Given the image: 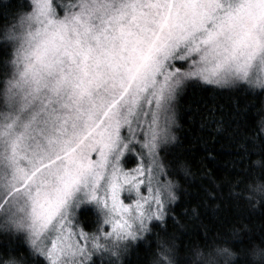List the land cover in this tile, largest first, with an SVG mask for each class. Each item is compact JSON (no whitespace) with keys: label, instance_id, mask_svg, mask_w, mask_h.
Segmentation results:
<instances>
[{"label":"rangeland","instance_id":"obj_1","mask_svg":"<svg viewBox=\"0 0 264 264\" xmlns=\"http://www.w3.org/2000/svg\"><path fill=\"white\" fill-rule=\"evenodd\" d=\"M37 1L19 54L16 114L5 125L12 180L17 191L29 186V242L47 264L118 258L174 199L157 159L180 89L174 63L206 83L264 87V0H122L66 19ZM109 10L117 15L96 18ZM106 29L117 41L110 58L91 43ZM44 93L55 117L21 122L28 98ZM87 206L99 218L92 232L78 222ZM6 215L19 219L12 207Z\"/></svg>","mask_w":264,"mask_h":264},{"label":"trees","instance_id":"obj_2","mask_svg":"<svg viewBox=\"0 0 264 264\" xmlns=\"http://www.w3.org/2000/svg\"><path fill=\"white\" fill-rule=\"evenodd\" d=\"M113 1L117 5L122 0H48L64 19L84 6L108 9L105 4ZM113 15L117 10L96 18ZM38 16L37 0H0V264H47L29 242V186L17 191L21 185L12 180L11 132L5 127L16 114L20 49ZM95 22L92 17L90 23ZM92 33V46L104 47L110 58L117 42L113 31ZM82 47L86 53L85 42ZM183 63H174L180 89L172 102V125L157 153L174 199L164 217L151 222L118 258L97 255L89 264H264V87L239 80L206 83ZM124 102L117 118L126 108ZM27 105L21 122L33 116L37 125L55 117L49 93L29 97ZM7 207L19 219L7 217ZM78 222L86 232L99 226L89 206L79 210Z\"/></svg>","mask_w":264,"mask_h":264}]
</instances>
